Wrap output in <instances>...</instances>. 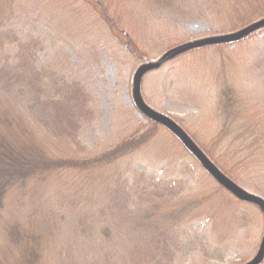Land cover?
Segmentation results:
<instances>
[{"label":"rangeland","instance_id":"rangeland-1","mask_svg":"<svg viewBox=\"0 0 264 264\" xmlns=\"http://www.w3.org/2000/svg\"><path fill=\"white\" fill-rule=\"evenodd\" d=\"M97 2L0 0V55L10 66L37 58L46 72L48 95L23 116L37 127L33 142L51 158L81 161L143 131L153 135L108 165L33 178L9 195L3 222L38 229L40 264L248 263L260 249L262 210L220 187L165 127L151 129L132 90L135 71L171 49L263 20V0ZM217 45L168 59L139 90L150 109L212 152L224 147L214 143L223 84L248 115H264V27ZM237 178L264 200L262 178ZM174 210L181 213L170 216Z\"/></svg>","mask_w":264,"mask_h":264},{"label":"trees","instance_id":"trees-1","mask_svg":"<svg viewBox=\"0 0 264 264\" xmlns=\"http://www.w3.org/2000/svg\"><path fill=\"white\" fill-rule=\"evenodd\" d=\"M97 1V3L102 2V0ZM102 14L105 17L104 11ZM215 46L217 49L222 47V45ZM208 47L212 45L191 51L204 50ZM179 56L181 54L172 58ZM3 57L5 55H0V102L5 108L4 111L0 110V264H40L41 258L37 253L40 239L36 233L38 229L26 228L21 223L3 222L2 212L9 195L24 188L33 178L48 176L60 169L89 170L108 165L146 144L153 132L143 131L132 135L115 147L89 159L78 161L51 158L42 152L39 143L35 141L34 144L32 133L37 127L29 125L28 115H26L27 119L23 117L25 113L30 112V103L34 108H39L42 105L40 99L48 95L43 93L41 86L46 72L42 67L37 68L40 65L37 58H30L28 62L22 55L13 66H10ZM223 85L217 106L221 126L214 143L215 146L223 143L224 147H219L220 151L214 152L210 149L208 151L205 147L199 149L236 185L239 186L238 175L247 173L251 178L258 180L262 178L264 187V115L260 118L255 116L256 113L248 115L246 104L238 96V92L229 85ZM147 121L152 125L151 129H155L158 125L153 121ZM233 168L241 172L236 173ZM252 187L247 186L254 194L257 190L260 191ZM247 188H244L245 192H248ZM174 211L169 215L181 213L180 210ZM144 225L148 227L152 224L144 222Z\"/></svg>","mask_w":264,"mask_h":264},{"label":"water","instance_id":"water-1","mask_svg":"<svg viewBox=\"0 0 264 264\" xmlns=\"http://www.w3.org/2000/svg\"><path fill=\"white\" fill-rule=\"evenodd\" d=\"M262 27H264V19L258 22H254V24L234 34H228L216 38L213 37V38L202 39L194 42H189L183 44V46L180 45L178 47H175L174 49H171L170 51L166 52L162 58H160L159 62L148 63L146 65H143V67L140 66L136 70L133 76L132 98H133V103L137 108L138 112L142 114L146 119L165 127L166 130L170 131L176 138H178V140L182 143V145L200 163L203 170L207 171L209 175L213 178V180H215L220 185V187L222 186L224 189H226L229 193H231L235 197V199L258 206L262 210L264 216V200L254 195L246 193L245 191L240 189L239 186H237L235 183L229 180L224 174H222V172H220V170L204 155V153L200 149H198V147L194 144V142L190 140L191 138L183 130H181V128L175 122L170 120L168 117L165 118V116L155 111H152V109H150L145 104V102H143L139 91L142 77L147 72L155 70L156 68L161 66L168 59L183 52H186L188 50L200 48L205 45L214 46L217 44L224 45L226 43L227 44L236 43L245 36H247L249 33H252ZM258 250H259L258 254L246 264H260L262 262V259L264 257V232L260 244V249Z\"/></svg>","mask_w":264,"mask_h":264}]
</instances>
